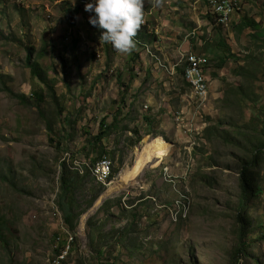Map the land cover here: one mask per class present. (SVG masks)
Returning <instances> with one entry per match:
<instances>
[{
	"label": "rangeland",
	"instance_id": "rangeland-1",
	"mask_svg": "<svg viewBox=\"0 0 264 264\" xmlns=\"http://www.w3.org/2000/svg\"><path fill=\"white\" fill-rule=\"evenodd\" d=\"M63 1L0 0V226L7 225L0 237V264H55L71 237L69 253L62 256L65 264H231L239 241L235 217L242 158L220 141L211 143L207 130L246 127L264 103L258 71L264 68V0H231L240 11L227 30L207 16L208 0H145L146 33L154 32L156 41L146 36L142 42L154 41L151 56L137 46L130 53L108 51L100 43V30L89 23L94 13L80 15L73 27ZM167 2L182 5L184 19L191 14L200 21L188 27L184 23L186 34L176 45L157 41L169 33L157 29L167 18L162 16ZM157 17L162 21L157 23ZM244 19L254 27L240 33L234 25ZM44 41L50 47L40 59ZM223 41L233 56L219 71L228 51L215 49ZM30 47L37 49L33 58L49 75L55 102L49 91L43 103L32 98L48 86L32 75ZM188 47L195 55L180 57ZM196 55L210 61L211 93L209 86L210 95L199 101L174 71L192 58L205 68L208 61ZM177 56L181 60L171 67L172 78L163 65L168 68ZM240 89L259 103H238ZM177 116H182L180 124ZM103 122L112 127L111 134L91 152L87 140L99 135ZM159 144L164 146L156 161L150 153ZM86 148L92 157L101 148L108 151L111 174L103 180L92 167L97 182L90 175L76 190L78 221L72 232L58 207L61 167L73 165L75 158L82 168ZM208 157L217 164H208ZM257 213L264 218V206ZM255 246L254 256L264 258V244Z\"/></svg>",
	"mask_w": 264,
	"mask_h": 264
},
{
	"label": "trees",
	"instance_id": "trees-1",
	"mask_svg": "<svg viewBox=\"0 0 264 264\" xmlns=\"http://www.w3.org/2000/svg\"><path fill=\"white\" fill-rule=\"evenodd\" d=\"M62 5L67 6L66 19L73 27H76L79 16L86 13L85 7L81 4L74 5L73 3L68 1H63ZM236 10L237 7L235 11ZM234 26L240 33L246 29L254 27L253 24L246 19L241 21L240 25L236 24ZM218 28H222L224 30L226 29L222 25L218 26ZM145 31H147V29H145ZM145 31L142 28L139 31V36L143 37V39L147 38V33ZM253 37H258V35H254ZM148 38H152V36H149ZM152 39L154 40V37ZM44 42L45 45L38 56V58L40 59L45 58L46 52L50 47L48 41ZM105 45L108 51H116L114 48H110L109 44L105 43ZM221 48H226L228 51V55H226L218 65L217 69L219 71L224 69L226 61L230 59V56H233L231 55V49L228 45L225 44L224 41L221 42V44H218V47L215 50L219 51V49ZM28 51L30 56H28L27 61L29 68L32 71V75L35 78H38L45 86H48V89L43 88L41 89L40 93H34L32 98L38 100L39 103H43L46 101V93L47 91H49L50 99L54 102L57 101L55 89L50 85V79L47 71L44 70L40 59L35 60L33 58V55L37 52V49H35L34 47H30L28 48ZM137 58H139V56ZM258 71L262 73V80L264 81V68H259ZM180 73L182 75L181 71ZM240 75H242V73ZM251 77L257 78V76H255L254 74H252ZM238 92L239 94H242L241 97L238 98V103H242L240 99H248L255 105L259 103V99L251 98L246 90L240 89ZM10 93L14 97L19 98L22 102H28L29 100L26 96L16 95L13 91H10ZM221 127L222 125H217L216 127H210L207 130V137L209 141L211 143L215 140L220 141V143L225 144V146L229 149L237 151L242 158L240 169L241 194L237 202L238 215H236L235 217V226L239 231V241L238 246L236 247L232 255L231 264H239L241 260H245L246 262L255 260V262L257 261L256 264H263L264 258L261 257L259 259L258 257H255L253 254V250L254 248L257 249V246H255V244L259 242L264 244V218H261L260 214L257 213L259 212V209L264 206H261L262 202L264 201V103L259 107V111L253 118V123H251L250 125L248 124L246 127H239L234 125L232 126L234 130L231 132L224 131L221 129ZM111 131L112 127H108L106 125V122H103L101 124L99 135L96 137H90V139L87 140L88 144L90 145L89 147L93 149V151L91 152L95 153L97 147L103 145L104 141L109 138ZM49 135H54V130L50 127ZM87 136H89V134H87ZM139 141L140 140L134 142L132 146H136ZM51 142H53V139H51ZM91 152H89L88 150V154L85 160L92 164V166H95L98 162L104 159H108L109 156V153L105 148H101V152L97 154V157H92L93 154ZM212 160V157H208V164L215 166L217 162L214 163ZM61 168L62 170L59 180L60 195L58 196V207L63 214L64 222L67 227L72 232H75L77 228L78 216L74 214V196L76 190L81 187V184L90 177V170L86 166H84L83 168L86 170V175H81L80 171H78L75 167V158H73V165L62 163ZM207 178L209 177L204 176L202 177V180L205 183H209V181L206 182ZM96 200L97 196L92 199L90 206H93ZM92 221L93 218H89V223H91ZM89 227H91V224H89ZM6 228L7 225L5 223L1 224V238L3 237L2 232L3 230H6ZM92 230L93 228L91 229V231ZM100 255L104 256L103 253H100Z\"/></svg>",
	"mask_w": 264,
	"mask_h": 264
},
{
	"label": "clouds",
	"instance_id": "clouds-1",
	"mask_svg": "<svg viewBox=\"0 0 264 264\" xmlns=\"http://www.w3.org/2000/svg\"><path fill=\"white\" fill-rule=\"evenodd\" d=\"M64 1H68L71 3L74 2L71 0H64ZM210 2L211 0H208L207 2V4H209V11H208L207 16H211L216 26H219L216 23V17L212 14ZM144 3H145V0H91V2L85 5V11L88 13H94V15L90 16L89 23L93 27L100 30L101 32L100 43L103 42L106 44H111L109 45V47L114 48L116 51L120 53H130L137 46L139 47V49L141 48L143 50L145 49L146 55H149L148 54V51L150 49L149 47L153 46L154 41L150 42L149 45H147L142 42L143 37L139 36V31L141 28L144 29V31L145 29L149 28V22L146 23L147 24L146 27H142L144 20H146L144 18V14H145ZM73 4L77 5L79 3L74 2ZM236 11H240V10H236ZM227 29L229 28H226V30ZM153 33L154 32L150 34L148 32L146 36L147 37H149L150 35L152 36ZM136 36H137V39H136L137 41L134 39ZM151 49H153V47ZM209 66H210V61H209ZM179 74L181 73L179 72ZM209 86H210V93H211L210 81H209ZM90 175H91V172H90ZM113 175H114V166H113ZM92 179L96 181L94 177H92ZM113 179H114V176L112 177V180ZM99 185L106 186L104 184H99ZM103 204H104V200L99 202V204L96 205L97 211L101 206H103Z\"/></svg>",
	"mask_w": 264,
	"mask_h": 264
},
{
	"label": "bare ground",
	"instance_id": "bare-ground-1",
	"mask_svg": "<svg viewBox=\"0 0 264 264\" xmlns=\"http://www.w3.org/2000/svg\"><path fill=\"white\" fill-rule=\"evenodd\" d=\"M75 1L78 2L79 4H81V2L86 1V0H75ZM218 1H221V0H211V2H210L211 11L213 9H215L216 3H218ZM225 1H231V0H225ZM236 7H237V4L234 3V9H227V11L223 13V22H229L230 21V18L236 12L235 11ZM212 14L216 17V20H220V19L222 20V12H212ZM231 24L232 23L228 24L227 28H229L231 26ZM217 25H219V23H217ZM142 27H146V25H142ZM134 39L136 40L137 36ZM148 54L150 56L152 55L151 52H149V51H148ZM190 55L191 54H188V55L185 54V55H180V57L181 56H187V58H188ZM196 56L200 57V59L201 58L206 59L208 61V67H209V60L206 57L198 56V55H196ZM180 57L176 60V62L174 64H170V66L172 67L173 65L179 64L178 61L181 60ZM199 63L200 62H198V60H196L195 58H192L188 61L187 66H186V64H184V66H182V67L180 65H178V66H175V68H174V71L177 72V73L175 72L176 73L175 76H177L180 71L183 72V74H182L183 79H184L185 83L189 86V88L192 90V93L194 92L196 97H197V93H198V101L201 100L203 97L207 96L208 94L210 95V93H209V82H204V86H196V83L192 80V76H195L196 70H204L205 69L204 65L201 63L199 64ZM158 65H159V68L160 67L162 68L161 63H159ZM165 72L168 73L167 71H165ZM175 76H170V77L173 78ZM146 110H148V108H146ZM163 146L164 145H161V144L154 146L155 148H153L151 153H150V155L153 158H157V159H155L156 161H160V159L162 157ZM100 162H98L99 164L97 163L95 166H92V164H90L88 161H83V162H80L82 168L79 169L76 165H75V167L78 171H80V174H82V175L86 174V170L83 168L84 166H86L90 170V172H91V168L94 167V169H93L94 174H96V176L101 177L104 180L105 178H108L110 176L111 167L109 165V162H107L106 168L104 169V164L103 163L100 164ZM91 175H92V177L95 178V176H93L92 172H91ZM112 176H113V164H112ZM112 176H111L110 180L112 179ZM73 241H74L73 237H71L70 242H73ZM70 242H69V247H68L67 251L63 252V254L58 258V261L55 262V264H59L60 259H63L64 257H66L68 255L69 250H70V245H71ZM62 256H64V257H62Z\"/></svg>",
	"mask_w": 264,
	"mask_h": 264
},
{
	"label": "crops",
	"instance_id": "crops-1",
	"mask_svg": "<svg viewBox=\"0 0 264 264\" xmlns=\"http://www.w3.org/2000/svg\"><path fill=\"white\" fill-rule=\"evenodd\" d=\"M168 4H167V10H165L164 12H163V10H162V16H164V15H166L167 16V18L166 19H164V22H162L161 24H158L159 26L157 27V29L158 30H160V28L159 27H162V29H167V31L169 32L168 33V36H167V38H163L162 36L161 37H159L158 39H157V41L158 42H162V44H165V42L166 43H171L172 45H176V43H180L181 41H182V37L184 38V35L186 34L185 32H184V30H183V26H184V23H185V26L186 27H188L189 25H192V24H194L195 23V21L197 20L198 21V19H196L194 16L195 15H191V14H189L188 15V18L187 19H184L183 18V9L184 8H182L183 6L182 5H179V4H177V3H174V4H172L171 2H167ZM157 8V7H156ZM158 9V8H157ZM160 20L162 21V19H159L158 17H157V23L158 22H160ZM166 22V26L167 27H164L163 25H164V23ZM198 22H200V21H198ZM143 25H146L147 26V24H146V20H144V23H143ZM169 25H172V27H169ZM177 26V25H179V26H181V27H179L178 29H174V26ZM182 28V29H181ZM156 31V30H155ZM163 39H166V41L165 40H163ZM178 39H179V41H178ZM154 40H155V38H154ZM156 41V40H155ZM189 41H191V40H189ZM194 43V42H193ZM159 48H160V46L159 45H157ZM184 46H189V45H184ZM153 47V46H152ZM163 50H164V48H162ZM181 53L182 54H193V53H191V51H190V48L188 47V50H186V49H182L181 50ZM213 53V52H212ZM163 54H167V53H165V50H164V52H163ZM195 54V53H194ZM177 54H175V56H176ZM177 59H178V56H177Z\"/></svg>",
	"mask_w": 264,
	"mask_h": 264
},
{
	"label": "built area",
	"instance_id": "built-area-1",
	"mask_svg": "<svg viewBox=\"0 0 264 264\" xmlns=\"http://www.w3.org/2000/svg\"><path fill=\"white\" fill-rule=\"evenodd\" d=\"M89 2H91V0L83 1V2H81V5L85 7V5ZM227 9H234V2L219 1L218 3H216L215 9L212 10V12H222V20H216V23H219V26L220 25L224 26V28H227V25L231 23V22H223V13L226 12ZM163 68L168 70V76L170 77V70H171L170 64H169L168 68H166V66L163 65ZM207 69H208V65H206L204 70H196L195 76H192V80L196 83V86H204V82H209L207 79V75H206ZM195 100L196 101L198 100V93H197V97ZM181 117L182 116H177V123L178 124H180V122H181ZM102 162L104 164V169H105L107 162H112V161H110L109 159H104V160H102ZM58 239H59V237H58ZM65 262H66V258L60 259L61 264H64Z\"/></svg>",
	"mask_w": 264,
	"mask_h": 264
}]
</instances>
